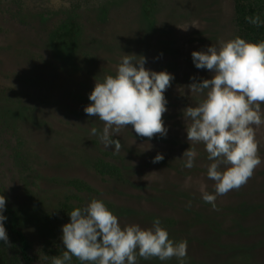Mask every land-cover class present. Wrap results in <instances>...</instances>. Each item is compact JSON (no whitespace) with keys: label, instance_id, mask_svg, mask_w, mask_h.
<instances>
[{"label":"rangeland","instance_id":"374dc122","mask_svg":"<svg viewBox=\"0 0 264 264\" xmlns=\"http://www.w3.org/2000/svg\"><path fill=\"white\" fill-rule=\"evenodd\" d=\"M9 1L0 0L2 11L8 8ZM25 1L26 6L36 12H40L41 7L61 10L67 8L60 6H69L68 0ZM123 5L119 15L123 21L121 24L112 21L111 30L104 35V40L110 42L109 47L90 48L88 51L93 55L90 64L86 71L77 74L76 78H84L89 86L82 88L79 84L74 89L89 96L96 81L103 82L106 76H115L124 55L145 56L146 68L174 75L165 92L168 111L163 120L169 129L167 136L140 137L129 125L113 136L122 145L120 152L114 153L111 146L106 149L98 136L90 134L92 128L102 130L104 124L85 114L87 105L71 104L67 100L56 102L51 96L45 103L48 105L42 106V123L35 126L32 134L9 132L6 137L9 148L0 146L2 182L12 185L41 183L43 189L51 191L47 205H53L56 202L54 194L60 198L68 193L63 183L82 179L97 190L91 199L87 197L88 202L93 198L103 200L122 226L139 224L149 228L152 221L159 218L170 239L187 240L185 264H264V125L256 129L262 163L246 184L219 196L215 208L202 200V190L212 193L215 187V182L207 177L211 161L207 159L203 143L193 144L197 152L193 168H185L181 159L191 146L186 133L190 121L186 122L183 110L196 106L204 98L199 93H191L189 85L212 76L209 70L194 66L191 53L212 45L219 47L221 42L236 37L233 0H156L155 27L151 35L145 31L147 24L137 23L141 8L138 0H127ZM78 17L87 25L91 15L88 10L81 9ZM26 28L27 25L19 29ZM86 34L93 38L90 32ZM10 37L15 39L12 43L19 41L16 35ZM6 38V35L0 36V57L6 58V68L12 70L22 64L17 61L16 52L8 54L10 40ZM96 39L95 36L93 40ZM23 43L19 41L17 47L21 48ZM7 76L0 77V91L11 93L14 90L19 94V87ZM60 95L55 94L59 99ZM40 102L45 99L34 101V105L41 108L43 103ZM28 141L34 160L27 157ZM17 151L25 158L24 163L14 160ZM158 154L164 159L153 163ZM98 158L120 166L123 178L107 180L98 176L93 169ZM249 204L256 208L250 209L247 216H240L239 206L242 210ZM200 213L202 219L195 218ZM58 225L56 223L55 228ZM35 233L32 239L43 242L44 236ZM138 264H179V261L175 257L165 262L138 257Z\"/></svg>","mask_w":264,"mask_h":264},{"label":"clouds","instance_id":"9594fccd","mask_svg":"<svg viewBox=\"0 0 264 264\" xmlns=\"http://www.w3.org/2000/svg\"><path fill=\"white\" fill-rule=\"evenodd\" d=\"M245 20L257 28L264 26L260 14ZM191 56L197 69L209 70L212 76L189 85L191 93L204 98L183 110L186 122L190 121L186 133L191 146L181 159L185 168H193L197 158L193 144L203 143L211 161L207 177L215 187L212 193L202 190V200L215 208L219 196L246 184L262 163L256 129L264 125V41L253 43L236 36L219 47L193 51ZM146 62L143 55H124L115 76L96 81L88 97L91 103L84 108L87 116L104 124L102 130L94 127L90 134L98 136L106 149L111 146L114 153H119L122 145L113 136L129 125L140 137L167 136L165 92L174 75L148 69ZM163 159L158 154L153 163ZM6 205L7 198L0 194V242L10 245ZM68 215L70 221L61 229L65 251L53 257L52 264H71L73 257L81 264H138V257L161 262L175 257L185 264L187 240L170 239L159 218L149 228L122 226L107 204L96 198Z\"/></svg>","mask_w":264,"mask_h":264},{"label":"trees","instance_id":"16d2710c","mask_svg":"<svg viewBox=\"0 0 264 264\" xmlns=\"http://www.w3.org/2000/svg\"><path fill=\"white\" fill-rule=\"evenodd\" d=\"M125 2L127 0H68L70 7L60 6L67 9L41 7V11L36 12L26 6L25 0H10L6 10L2 11L0 8V33H3L0 36H7L6 40H10L8 54L16 52L17 61L22 64L8 70L6 58L0 57V77L8 74L6 78L19 87V94L14 90L11 93L0 91V146L9 148L6 140L9 132L22 133L24 136L34 132L35 126L41 122L42 106L48 105L45 104L48 97L52 96L56 102L67 100L80 106L91 103L88 95L74 89L79 84V87L89 86L84 78H76L77 74L86 71L90 64L89 59L93 57L88 51L90 48L109 47L110 42L108 39L104 40V35L108 29L111 30L112 21L119 24L123 21L119 15ZM138 2L141 8L137 23L141 21L147 24L145 31L151 35L155 27L153 18L156 15V0ZM81 9L88 10L91 15L87 18V25L79 20L78 12ZM233 12L236 36L253 43L264 41V26L257 28L245 20L246 16L256 14L264 19V0H233ZM26 25L25 30L19 29ZM112 31L116 33L115 28ZM86 32L98 39H90ZM12 35L18 36L19 41H24L21 48L17 47L19 41L12 43L15 40L10 37ZM43 91L46 92L44 95L41 94ZM55 94H61L62 98H57ZM40 99H45V102H40L43 103L41 108L34 105V101ZM29 144L28 141L27 157L34 160ZM15 154V161L25 162L18 151ZM35 156L38 157L36 154ZM93 169L103 179L123 178L122 168L103 158H98L93 163ZM40 184L12 185L3 183L0 178V194L7 198L4 214L8 217L5 227L10 244L0 242V264H52V258L61 256L65 251L61 229L62 225L70 221L68 213L87 205V197L91 199L92 194L97 193L92 184L74 178L69 183H63L68 193L60 198L54 194L56 202L47 205L51 199V191L43 189ZM45 191L46 194L43 193ZM252 208L255 209L256 206L249 204L242 210L239 206V215L247 216ZM206 215L209 216L208 213ZM202 216L203 214L197 215L195 218L202 219ZM56 223L59 225L55 228ZM36 231L44 236L43 242L32 239ZM71 264L81 262L73 257Z\"/></svg>","mask_w":264,"mask_h":264}]
</instances>
